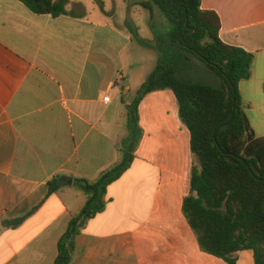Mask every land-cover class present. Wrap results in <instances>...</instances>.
Listing matches in <instances>:
<instances>
[{
    "label": "crops",
    "instance_id": "0c3cea01",
    "mask_svg": "<svg viewBox=\"0 0 264 264\" xmlns=\"http://www.w3.org/2000/svg\"><path fill=\"white\" fill-rule=\"evenodd\" d=\"M124 2L127 13L141 15L137 0ZM201 3L219 15L221 40L254 56L252 77L238 89L251 134L263 138L264 0ZM77 7L53 17L0 0V264H55L60 239L89 197L73 188L119 163L124 143L135 145L128 106L158 65V44L138 43L129 28L147 38L127 13L116 23L114 13L93 19ZM193 62L222 85L191 54L182 78L195 82L187 74ZM139 117L134 162L107 188L105 211L81 230L72 264H227L201 251L183 214L193 158L173 91L148 94ZM56 179L60 189L49 194ZM36 208L20 226L3 225ZM236 264H256L254 251L239 252Z\"/></svg>",
    "mask_w": 264,
    "mask_h": 264
},
{
    "label": "trees",
    "instance_id": "16d2710c",
    "mask_svg": "<svg viewBox=\"0 0 264 264\" xmlns=\"http://www.w3.org/2000/svg\"><path fill=\"white\" fill-rule=\"evenodd\" d=\"M18 1L37 15H73L67 8L68 0ZM137 2L152 17L158 9L171 30L168 39L156 47L160 53L156 69L128 106L135 145L127 148L124 143L121 161L103 171L96 181H80L89 197L60 239L55 264H72L81 230L105 211L107 188L131 168L143 135L139 106L148 94L163 90L175 94L180 120L191 135L190 192L182 210L201 251L236 264L239 252L252 250L256 264H264V137L251 134L238 89L241 82L252 77L254 56L221 40V19L215 11L202 9L201 0ZM129 31L142 46L153 47L152 41L140 37L133 28ZM163 45L173 52L172 58L165 59ZM186 54L197 57L215 72L222 85L215 87L182 78L179 69ZM57 183V179L49 183V194L58 192ZM37 210L3 225L16 228Z\"/></svg>",
    "mask_w": 264,
    "mask_h": 264
},
{
    "label": "rangeland",
    "instance_id": "374dc122",
    "mask_svg": "<svg viewBox=\"0 0 264 264\" xmlns=\"http://www.w3.org/2000/svg\"><path fill=\"white\" fill-rule=\"evenodd\" d=\"M61 1V0H57ZM128 3L136 1V0H127ZM68 5L70 6V10L74 13L77 12L78 7L77 5H83L85 8V12L89 14V16L93 19L101 18L103 11L105 12H111L116 14V18L113 19L114 22L118 23L121 21L122 17L126 15V5L124 0H68ZM138 11H140L141 15L135 14L134 12H128L127 17L132 19V21L136 22L140 26H142L143 30V36L144 38H147L148 41H152L155 44H159L160 41L164 42V40L168 39V34L171 30V24L162 16L158 17L150 16V11L146 10L142 6H138ZM161 14V13H160ZM162 15V14H161ZM112 20V21H113ZM134 30V29H133ZM134 32V31H133ZM131 34V33H130ZM132 35V34H131ZM164 50V56L165 59H170L173 56V52L166 48L165 45L162 46ZM146 52L144 53H151L148 50H144ZM153 53V52H152ZM168 56V57H166ZM189 71H187V74L193 79L195 82H201V83H208L213 86L219 85V79L214 75L210 73H204L200 67L196 64V62H193L191 66L189 67ZM203 72V73H202ZM73 192L75 194L81 195V200L84 198V194L87 195V192L85 189L81 187H74ZM70 196H68V200H70ZM264 248V246H262ZM262 261L264 262V250L261 257Z\"/></svg>",
    "mask_w": 264,
    "mask_h": 264
},
{
    "label": "built area",
    "instance_id": "2783aa9c",
    "mask_svg": "<svg viewBox=\"0 0 264 264\" xmlns=\"http://www.w3.org/2000/svg\"><path fill=\"white\" fill-rule=\"evenodd\" d=\"M110 101H111V97L110 96L104 98V102L105 103H109Z\"/></svg>",
    "mask_w": 264,
    "mask_h": 264
}]
</instances>
